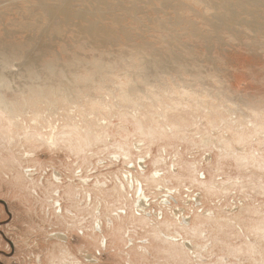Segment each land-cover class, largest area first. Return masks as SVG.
<instances>
[{
  "label": "rangeland",
  "instance_id": "374dc122",
  "mask_svg": "<svg viewBox=\"0 0 264 264\" xmlns=\"http://www.w3.org/2000/svg\"><path fill=\"white\" fill-rule=\"evenodd\" d=\"M183 2L207 16L219 10ZM137 3L144 21L122 23L153 42L151 55L124 39L94 49L81 30L86 19L41 9L25 18L17 0H0V39L41 44L43 59L77 63L63 80L69 96L77 94L68 102L72 119L86 128L60 137L26 129L17 138L0 124V264H264V37L233 21L237 36L209 32L203 42L172 24L169 6ZM255 9L264 22V4ZM181 14L206 29L192 11ZM161 31L178 38L171 39L177 58L157 68L156 54L167 49ZM0 59L7 87L25 85L24 56L3 59L5 66ZM93 60L102 77L85 69ZM131 84L135 102L126 96ZM7 87L0 92L18 95ZM63 111L55 105L49 117L58 127Z\"/></svg>",
  "mask_w": 264,
  "mask_h": 264
},
{
  "label": "bare ground",
  "instance_id": "6f19581e",
  "mask_svg": "<svg viewBox=\"0 0 264 264\" xmlns=\"http://www.w3.org/2000/svg\"><path fill=\"white\" fill-rule=\"evenodd\" d=\"M70 1L71 0H53L52 2H49L48 0H17V4L23 11L25 18H28V16L33 15L34 9H41L50 18H55L59 14L65 17H67L70 14H73L74 16L78 18L86 19L87 24H85L81 28V30L87 33L90 39L88 45H90L94 49H100L101 47L111 45V44L113 45L119 44L121 42V39H124L122 43L128 44L131 42L132 45L138 48L144 49L145 52L149 55L153 54L155 52L154 50L157 49L156 47H154L153 42L146 40L142 35H136L134 31L135 27L129 28L122 23V20L128 17L133 23H136L137 25L138 23L144 21L142 16L137 15L138 13H140L138 12L139 7H140V5L137 3L138 0H128L126 4H124L120 0H115V1L87 0L89 1V4L83 8L70 7L69 6ZM153 1H158L161 6H164V7L169 6L170 8H172V11L176 13L174 20L172 21V24L179 25L183 23V26H184L183 28H185V30H188V32L191 33L192 35L198 36L199 39L203 42H207L206 40H208V38L210 37L209 32H219L222 30H226L230 32L233 36H237L234 33L235 29L233 30L232 27L229 26V23L233 21H237L240 24H243L244 26L248 27L252 31L258 33L260 36L264 37V31L262 30L264 27V22L262 21L258 22L257 16H260V15L258 14V11L255 9L258 4L259 5L264 4L262 0H193L196 2L198 1L204 2L205 6L204 5L203 6L206 9L207 8L210 9L212 7L219 8V10L217 11V15L215 16H207V15H204L203 12H196L189 4L184 3L183 0H176V1L153 0ZM185 8L188 9L189 11H192L193 15L201 17L203 20V23L207 25L206 29L196 28L194 22L190 20L188 16L182 15L181 12ZM117 10L121 11L119 15L116 14ZM151 10L153 12H156L158 8L152 7ZM107 15L110 16L109 17L110 22L108 23L102 22L98 24L97 21L92 18V17L102 18ZM142 15H146V14L144 13ZM239 15H245V18H242V17L239 18ZM145 17L148 19V21L153 20V22L158 26V28L165 27V24L161 19H150L148 15H146ZM24 26H28V25L24 24ZM159 34H160L159 40H162L166 43L165 47H167V49L163 50L161 53L156 54L157 57L159 56L158 58L155 57L154 59L155 66H158L157 68L164 66L166 62H168V60L175 61L177 58L176 54L171 51V46H172L171 39L175 38L178 41V38H176L175 36L173 37L171 34L167 33V31L165 32L161 31ZM0 49L2 51L1 52L2 57H0L2 58V64H3V59L8 60L10 57L18 58L21 55L24 56L26 60L24 61L28 64L25 72L22 73V76L25 75L27 77V79L25 78V85H22V86L19 85V86H16V88H13L12 86H11L12 88L10 86L7 87L8 86L7 81L3 80L4 78L1 75L3 73L0 72V85L2 84L6 85L7 88H10V90H15V91L18 90V95H16L15 97L7 95L6 93L7 91H3L2 93L0 92V124H2L5 121L4 124L7 125L9 129L11 130L13 129L15 137L17 138H19L18 136L21 134V132L27 131L26 129L33 130L34 131L33 133H36L38 135H45L46 130L50 129L51 131H53V133L51 134L53 135V137H56V136L60 137L63 134L70 133V132H65V131H70L74 128H81L83 130L86 129L84 128L85 123L84 125H79L78 121H73L74 119H72V116L74 118L76 117L72 115L70 111V105L68 104V102L70 101L69 99L74 94L71 95V97L69 96V92H70L69 90H71L72 87L70 85H66L65 81L63 80V78H65L64 76L67 73L66 69H69V67L70 69L76 68L77 63L75 61L68 60L65 62H60L59 57H53L47 60L43 59L42 56L38 54L44 49L43 45L28 44V42L25 41L24 39L16 40V42L0 39ZM137 54L138 53L136 52L135 55L137 56ZM147 54H144V55L146 56ZM68 56L69 55L66 54V58ZM120 57H122V54L120 55ZM141 58L143 60V57H140L139 62L141 61ZM38 59L41 62L40 68H38L37 66ZM98 60H93L94 61L93 64L89 66L88 68L85 67V69L89 70L90 68H92L90 74L93 75L96 73H100V76H101V73H102L101 72L102 70L100 69L101 64L98 63L99 62ZM124 60H125V55H124ZM144 60L146 61V59ZM114 62L115 61H113L112 63L110 62V65L112 64L113 67H114L113 65ZM86 63L88 64V62ZM142 65H144V63H142ZM3 66L5 65L3 64ZM138 68H140V66ZM141 68L144 69L145 66ZM143 69L142 70L140 69V71L143 72L145 70ZM135 70H136V67H135ZM147 70H145L144 73L142 74L139 71L138 73H140V75H143L142 76L143 80H148L147 81L148 83L149 77L148 79H145L144 77V75H146L147 73L146 72ZM155 72L160 73L161 71L160 72L155 71ZM90 74L89 75L87 74V76H90ZM3 75L5 76V74ZM76 75H78V73ZM148 75L150 74H147V76ZM189 76L192 77L191 75ZM71 77L74 78L72 74H71ZM78 77H79L78 79L81 78V76H78ZM101 77H100V80H101ZM86 78L87 77H85V79ZM150 78H153V77H151L150 75ZM196 78L197 76L195 77V79ZM198 78L200 79L199 75H198ZM198 78L197 80H199ZM93 79H96L95 76ZM155 79L157 80V78ZM195 79L193 78V82H195ZM72 80H69V82H73ZM76 80H77V77H76ZM87 80L89 81L88 78ZM75 81L74 83L76 85ZM84 81L82 80L83 83ZM189 83H192V81ZM54 84H57L55 88H54ZM79 87L76 86V88H79ZM76 88L75 89L73 88V90H76ZM133 90H134V87L132 86V84L126 90V96L128 97V100H130V102H135L136 100L135 98H133ZM75 93H78V90L75 91ZM75 95L77 96V94ZM54 104L59 108L65 107V111H63V113L61 114L63 115L62 118L66 120H63L65 124L61 125L60 127H58V125H56L55 122L51 118H49L52 116L50 115L51 113L55 114ZM86 114H88V112ZM77 119L80 120L81 118L78 117ZM54 126H57L58 128L53 130ZM55 131H58V132L55 133ZM78 131H81V130L78 129ZM9 137L11 138L12 135H9ZM98 207H100V203L97 201L96 202L97 210H98ZM96 227L98 230L101 228L98 221L96 222Z\"/></svg>",
  "mask_w": 264,
  "mask_h": 264
}]
</instances>
